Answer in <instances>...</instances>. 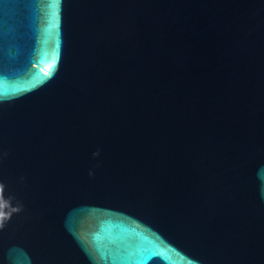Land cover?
<instances>
[{"label": "water", "instance_id": "obj_1", "mask_svg": "<svg viewBox=\"0 0 264 264\" xmlns=\"http://www.w3.org/2000/svg\"><path fill=\"white\" fill-rule=\"evenodd\" d=\"M0 264H264V0H0Z\"/></svg>", "mask_w": 264, "mask_h": 264}]
</instances>
